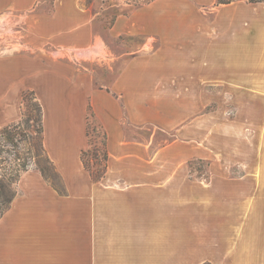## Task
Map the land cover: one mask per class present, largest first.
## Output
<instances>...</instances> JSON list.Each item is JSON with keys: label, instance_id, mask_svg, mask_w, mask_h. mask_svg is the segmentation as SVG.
<instances>
[{"label": "crops", "instance_id": "0c3cea01", "mask_svg": "<svg viewBox=\"0 0 264 264\" xmlns=\"http://www.w3.org/2000/svg\"><path fill=\"white\" fill-rule=\"evenodd\" d=\"M81 2L52 0L50 12L28 18V52L0 55V131L21 119L22 95L32 91L55 175H21L0 217V264H264V2L152 0L117 16L111 36L142 35L159 46L146 57H115L114 77L99 88L45 53L104 51ZM38 3L0 0V17ZM176 96L186 104L179 120L215 105L198 114V142L211 143L208 119L222 139L218 128L231 113L230 166H174V145L146 159L142 145L126 140V125L174 130L161 111L168 102L170 113L178 110ZM127 97L138 98L137 114ZM88 108L108 156L98 181L81 161ZM186 125L175 129L177 139L187 138Z\"/></svg>", "mask_w": 264, "mask_h": 264}, {"label": "rangeland", "instance_id": "374dc122", "mask_svg": "<svg viewBox=\"0 0 264 264\" xmlns=\"http://www.w3.org/2000/svg\"><path fill=\"white\" fill-rule=\"evenodd\" d=\"M152 0H82V9L86 11L87 16L90 17V27L92 33L97 37L99 45L104 49L101 53H89L81 55L71 49H62V51H56L51 47H46L45 53L48 56H55L59 61L65 64H73L78 66L82 72L88 74L92 79L89 82L93 88H99L106 85L114 77V68H118L119 62L113 59L120 55H123L124 61H128L130 57L135 56H148L159 46V42L156 39H147L148 37L137 35V36H111L109 28L114 24L117 16H126L128 13L149 4ZM52 0H39L38 6L34 11L27 13L13 12L7 13L0 17V55L11 54V53H25L28 49L24 47L25 35L27 34L26 25L28 18L33 14H45L51 10ZM141 7V6H140ZM57 52V53H53ZM118 62V63H117ZM122 66V60L121 64ZM113 67V68H112ZM87 77V76H86ZM213 92V88L208 90ZM162 96L154 97V99H161ZM166 98V97H165ZM176 105L179 106L178 110L174 113H170L169 102L164 104L163 121L169 127H172V131L160 130L152 123H144L143 125L137 126L140 128L133 127L132 125H126L124 127V135L128 142L137 143L144 147L146 159L153 157L156 153L162 151L167 146L174 145L170 150L176 157L173 162L174 166H187L196 169H205L211 166L212 163L216 162V166H230V155H231V144H230V127L227 120H229L231 113L224 112L223 115V127L218 128L219 132L222 129L223 137L215 138V121L214 119H208L207 131L208 135H213L211 143L205 144L198 142L200 129L198 121V114H206L214 111V104L209 105L205 110H201L197 113L196 119L179 120L177 117L184 116L183 96L173 97ZM138 98L127 97V103L132 107L131 112L133 114L138 113ZM145 104H148L145 102ZM195 106V105H194ZM193 103L190 104V109L194 108ZM146 107L150 108L149 105ZM167 107V108H166ZM137 109V110H136ZM21 112L26 111L23 105L21 106ZM155 109L150 110V115H155ZM186 110V109H185ZM188 110V109H187ZM27 115L29 116L28 123L22 126L21 130L25 135L24 143L20 144L18 148L14 149L10 146H6L8 154H3L7 161H12L16 154L20 156H27L29 158L28 170L37 169L40 167L45 174L46 178L55 181V175L53 171V164L50 161L48 155L41 147V137L36 134L38 131V118L39 112L35 103L31 100L30 96L27 97ZM154 113V114H153ZM87 132H88V146L85 150L86 162L89 164L91 170L100 171L103 167V132L98 126L96 120L93 117L92 111L87 109ZM128 111L124 114V120L129 122ZM175 116V117H173ZM178 117V118H179ZM189 124L190 127L184 128L186 134L184 137L179 138L174 136L175 129L181 128L183 125ZM218 126V125H216ZM219 135V134H218ZM217 135V136H218ZM188 141L189 143H185ZM218 154V155H216ZM206 157V158H205ZM180 158L185 159L181 164H178ZM3 175V172H2ZM17 185V184H16Z\"/></svg>", "mask_w": 264, "mask_h": 264}, {"label": "trees", "instance_id": "16d2710c", "mask_svg": "<svg viewBox=\"0 0 264 264\" xmlns=\"http://www.w3.org/2000/svg\"><path fill=\"white\" fill-rule=\"evenodd\" d=\"M236 1H245L250 4H256V3H263L264 0H215L216 5H227L232 2ZM142 6V4L140 5ZM139 6V7H140ZM30 96L31 100L35 103L38 112H39V118H38V131H36V134H39L41 137V147L44 150L43 147V127H42V108L39 104V102L36 100V97L34 96V93L32 91H26L22 95V105L24 109L26 108L27 111V97ZM89 110V108H88ZM26 111L22 112L21 119L14 124L7 125L3 127L0 131V217L4 213L5 210H7L13 201V199L16 196V184L18 183L21 175L28 170L29 158L27 156H20L18 154L15 155L14 159L12 161H7V159L3 156V154H8L9 152L6 150V146H10L14 149L18 148V146L22 143H24L25 135L23 131L21 130L22 126L28 123L29 116L27 115ZM88 135V132H87ZM105 140V136L103 134V141ZM104 145V152H103V167L100 171H93L91 170L89 164L86 162L85 155L87 153V150H84L81 152V161L83 164V167L89 172L91 178L95 181L100 180L104 175V170L107 167V151L105 149V142H103ZM45 151V150H44ZM37 170H39L45 177L44 172L40 167H37ZM3 172V175H2Z\"/></svg>", "mask_w": 264, "mask_h": 264}]
</instances>
